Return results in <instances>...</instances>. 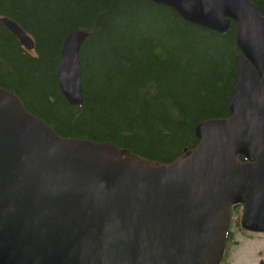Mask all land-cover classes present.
<instances>
[{
	"label": "water",
	"instance_id": "water-1",
	"mask_svg": "<svg viewBox=\"0 0 264 264\" xmlns=\"http://www.w3.org/2000/svg\"><path fill=\"white\" fill-rule=\"evenodd\" d=\"M151 1L218 33L236 23L231 115L199 122L192 150L151 164L58 135L0 86V264H220L236 205L244 228L264 231V16L252 0ZM0 23L34 48L15 21ZM87 36L73 30L61 45L56 79L72 106Z\"/></svg>",
	"mask_w": 264,
	"mask_h": 264
},
{
	"label": "trees",
	"instance_id": "trees-1",
	"mask_svg": "<svg viewBox=\"0 0 264 264\" xmlns=\"http://www.w3.org/2000/svg\"><path fill=\"white\" fill-rule=\"evenodd\" d=\"M252 1L264 16V0ZM1 17L34 48L0 23V86L62 137L111 142L169 164L198 144L199 122L231 115L234 21L218 33L151 0H0ZM76 29L88 36L80 50L83 103L72 106L56 70L62 42Z\"/></svg>",
	"mask_w": 264,
	"mask_h": 264
},
{
	"label": "flooded vegetation",
	"instance_id": "flooded-vegetation-1",
	"mask_svg": "<svg viewBox=\"0 0 264 264\" xmlns=\"http://www.w3.org/2000/svg\"><path fill=\"white\" fill-rule=\"evenodd\" d=\"M261 241L262 244L255 251L258 253L254 264H264V232H253L243 229L238 220L234 219L227 233L226 249L221 264H234L235 254L242 248L241 238Z\"/></svg>",
	"mask_w": 264,
	"mask_h": 264
},
{
	"label": "rangeland",
	"instance_id": "rangeland-1",
	"mask_svg": "<svg viewBox=\"0 0 264 264\" xmlns=\"http://www.w3.org/2000/svg\"><path fill=\"white\" fill-rule=\"evenodd\" d=\"M239 216L237 212L234 214V221H239ZM242 244V248L235 254L234 257V264H254L256 257L258 253L255 251V249H258L260 245L262 244L261 241L256 240H250L247 238H241L240 239Z\"/></svg>",
	"mask_w": 264,
	"mask_h": 264
}]
</instances>
